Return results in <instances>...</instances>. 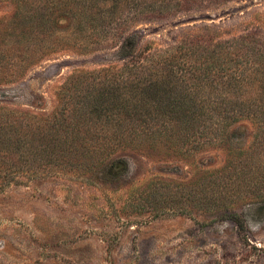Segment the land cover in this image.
<instances>
[{
    "label": "rangeland",
    "instance_id": "rangeland-1",
    "mask_svg": "<svg viewBox=\"0 0 264 264\" xmlns=\"http://www.w3.org/2000/svg\"><path fill=\"white\" fill-rule=\"evenodd\" d=\"M74 10L69 0H0V264H264L259 118L247 112L215 134L179 132L115 150L120 132L107 141L104 117L85 144L68 133L50 138L45 122L62 108L63 89L70 102L91 99L101 72L121 67ZM67 14L72 26L58 27ZM130 32L152 50L194 37L252 35L264 45V0L208 1L141 19ZM210 50L193 57L197 66L222 64ZM248 53L235 61L240 73L261 68ZM7 121L28 125L21 146L7 145Z\"/></svg>",
    "mask_w": 264,
    "mask_h": 264
},
{
    "label": "trees",
    "instance_id": "trees-1",
    "mask_svg": "<svg viewBox=\"0 0 264 264\" xmlns=\"http://www.w3.org/2000/svg\"><path fill=\"white\" fill-rule=\"evenodd\" d=\"M69 1L81 13L79 15L87 19L96 47L99 50L116 49L115 56L121 67L101 72L102 81L96 84L97 91L90 93L91 99L85 97L83 101L70 102V87L63 89L62 108L45 122L52 140L60 142V136L68 133L75 143L85 144L96 132L95 118L103 117L106 119L104 133L107 141L111 138L106 136L120 132L115 136L117 141L110 144L112 150L155 142L157 138L179 132L186 137L197 131L199 134L205 131L215 134L236 126L247 112L264 125V45L255 41L252 35L224 42L194 37L171 49L152 50L146 45L140 46L137 33H129L132 24L141 19L192 11L208 1L225 3L232 0ZM62 16L63 22L58 23V27H71L72 17L68 14ZM119 40L120 44L114 47ZM208 49L218 53V62H222L220 66L203 69L196 65L199 63L193 57L208 52ZM248 52L254 59H260L255 63L261 68L254 66L250 72L240 73L238 69L242 65L235 61H244ZM225 60L232 65L224 63ZM66 122H69L70 129L73 128L74 135L71 136L68 127L65 132ZM27 127L7 121V145L21 146L20 133H27ZM238 128L235 127L232 133L235 134ZM260 128L264 129V126ZM99 143L103 144L104 139H99ZM234 163L229 161V167L216 173L226 172Z\"/></svg>",
    "mask_w": 264,
    "mask_h": 264
}]
</instances>
